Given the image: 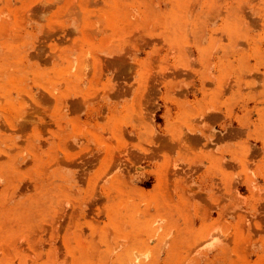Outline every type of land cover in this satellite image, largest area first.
<instances>
[{
    "label": "rangeland",
    "instance_id": "1",
    "mask_svg": "<svg viewBox=\"0 0 264 264\" xmlns=\"http://www.w3.org/2000/svg\"><path fill=\"white\" fill-rule=\"evenodd\" d=\"M0 264H264V0H0Z\"/></svg>",
    "mask_w": 264,
    "mask_h": 264
}]
</instances>
